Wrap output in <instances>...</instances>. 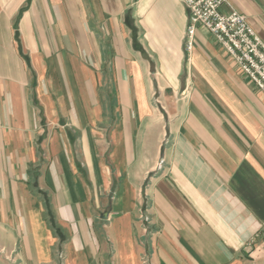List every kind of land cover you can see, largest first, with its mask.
Returning a JSON list of instances; mask_svg holds the SVG:
<instances>
[{
	"label": "crops",
	"instance_id": "obj_1",
	"mask_svg": "<svg viewBox=\"0 0 264 264\" xmlns=\"http://www.w3.org/2000/svg\"><path fill=\"white\" fill-rule=\"evenodd\" d=\"M189 20L0 0V264H264V93Z\"/></svg>",
	"mask_w": 264,
	"mask_h": 264
},
{
	"label": "built area",
	"instance_id": "obj_2",
	"mask_svg": "<svg viewBox=\"0 0 264 264\" xmlns=\"http://www.w3.org/2000/svg\"><path fill=\"white\" fill-rule=\"evenodd\" d=\"M190 10L185 50L191 54L199 28L211 33L249 78L264 93V41L247 16L237 10L224 12L226 0H182Z\"/></svg>",
	"mask_w": 264,
	"mask_h": 264
},
{
	"label": "rangeland",
	"instance_id": "obj_3",
	"mask_svg": "<svg viewBox=\"0 0 264 264\" xmlns=\"http://www.w3.org/2000/svg\"><path fill=\"white\" fill-rule=\"evenodd\" d=\"M252 26V25H251ZM253 27V26H252ZM255 30V29H254ZM256 31V30H255ZM257 33V32H256ZM258 34V33H257ZM191 55V54H190Z\"/></svg>",
	"mask_w": 264,
	"mask_h": 264
}]
</instances>
